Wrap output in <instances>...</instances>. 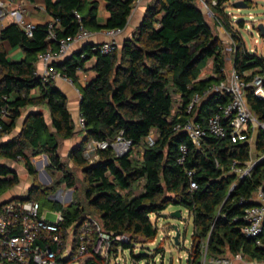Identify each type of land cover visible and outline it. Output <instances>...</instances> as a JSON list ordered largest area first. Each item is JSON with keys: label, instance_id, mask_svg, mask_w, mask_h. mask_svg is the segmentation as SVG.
I'll use <instances>...</instances> for the list:
<instances>
[{"label": "trees", "instance_id": "1", "mask_svg": "<svg viewBox=\"0 0 264 264\" xmlns=\"http://www.w3.org/2000/svg\"><path fill=\"white\" fill-rule=\"evenodd\" d=\"M104 1L110 16L101 24L97 0H46L48 13L60 21L55 28L57 39H49V22L38 23L32 36L16 22L0 28V111L3 107L10 111L9 120L2 121L0 137L14 131L27 106H48L52 120L50 125L43 111L33 110L25 117L21 131L0 143V156L23 158L34 177L26 198L49 196L56 189L55 185L42 187L37 182L38 172L31 157L43 153L49 156L47 167L61 172L58 182L76 186L59 152L61 139L76 133L68 98L54 80H43L36 61L41 52L57 48L59 39L75 34L82 24L91 30L125 28L137 0ZM229 1L217 0L212 6L217 23L234 40V66L246 79L256 73L264 75V56L251 53L227 20L225 8ZM240 22L243 25L244 21ZM5 41L21 47L24 57L10 59ZM94 45L86 43L58 65L75 82L77 71L96 56L93 68L97 75L81 87L85 136L69 152L83 168L86 203L78 199L68 206L55 202L65 216L62 225L83 218L90 208L106 231L124 235L112 243L110 254L119 246L130 248L140 262L149 259L145 244L159 233L152 215H161L170 205H177L193 215L195 241L188 264H204V247L208 257L242 254L264 261V245L243 231L246 209L257 202V190L264 188V129L250 135L255 137L261 160L243 176L235 168H245L251 161V139L233 142L229 137L207 135L197 145L185 131L176 129L179 122L190 118L205 124L208 116L231 99L227 91L206 94L226 78L227 54L198 0H152L141 25L119 48L103 53ZM208 59L213 61V73L201 78ZM35 89H39L38 95H33ZM197 93L203 99L188 112V104ZM246 95L251 109L264 120V98L251 86ZM153 130L156 135L150 144L147 138ZM120 133L132 140L126 154L118 155L110 144L98 149L97 159L84 156L90 140L111 143ZM182 143L188 145L184 163L178 161ZM134 148H139L141 155H135ZM19 181L17 170L0 161V195ZM192 181L196 188H191ZM137 244L145 246L136 254ZM90 253L84 264L105 263L106 255Z\"/></svg>", "mask_w": 264, "mask_h": 264}, {"label": "built area", "instance_id": "2", "mask_svg": "<svg viewBox=\"0 0 264 264\" xmlns=\"http://www.w3.org/2000/svg\"><path fill=\"white\" fill-rule=\"evenodd\" d=\"M217 1H214L216 4ZM6 4L0 0V6ZM10 14L29 36L33 35L37 26L35 22H27L21 4L10 5ZM80 18V14H78ZM49 22V39H57L55 28L60 26L58 19L52 18ZM122 29H108L107 33L113 38L109 41L94 45V49L103 53L113 52L119 47L114 36ZM93 34V31L81 25L78 31L67 37L59 39L57 48H49L39 54V59L44 64V71L41 74L44 81L64 78L74 82L73 78L62 73L53 63L55 57H61L68 53L74 42L86 41ZM233 46L229 48L234 50ZM228 73V72H227ZM227 75V74H226ZM253 87L255 94L264 98V75L256 73L252 79H246L241 75L234 62L231 71L221 82L213 85L206 94L212 91H227L231 94L228 103L219 111L208 116L206 123L202 124L194 118L179 122L177 130L185 131L190 139L199 145L205 136L213 135L220 138L229 137L233 142L251 139L250 135L257 129H264V120L259 119L251 109L247 100L246 89ZM8 99L7 95H4ZM203 96L200 93L194 95L188 104V112H192L195 106L200 103ZM0 129L2 121L9 120L10 111L3 107L1 111ZM85 118L79 117V125L85 128ZM154 136L151 134L147 140L154 143ZM98 148H106L110 144L118 155L126 154L132 147V140L120 133L111 143L107 140L98 141L92 139ZM178 161L184 163L188 155V145H180ZM259 159H251L245 168H235L241 176L247 174ZM189 175L192 171L188 172ZM195 181L191 182V188H196ZM255 199L258 204H253L246 209L244 219L246 224L243 227L244 233L249 237L257 238V243L264 245V188L257 190ZM56 219H49L42 210L41 202L34 198H16L0 205V264H69L71 261L91 255L90 250L95 254L106 255L104 264L109 263V254L112 243L115 240L124 238V235L115 232H108L104 229L101 220L86 213L83 218L74 221L68 226H63L65 216L61 210H57ZM260 264L261 261L253 260ZM85 262V261H84ZM215 264H234L232 258L219 256L213 261ZM100 264V263H98ZM206 264V263H204ZM264 264V263H262Z\"/></svg>", "mask_w": 264, "mask_h": 264}, {"label": "rangeland", "instance_id": "3", "mask_svg": "<svg viewBox=\"0 0 264 264\" xmlns=\"http://www.w3.org/2000/svg\"><path fill=\"white\" fill-rule=\"evenodd\" d=\"M214 1L217 0H198L199 4L203 8L204 12L210 23L213 25L215 32L220 35V28L222 31V25L217 23L216 14L213 11ZM237 0H230L226 5L227 20L229 21L231 28L234 29L241 35L243 38L247 49L254 54L264 56V33L259 29V24L264 23V0H245L248 3L246 7H237L234 5V2ZM243 20V25L241 24ZM226 48V66L225 69L229 74L232 68V59L234 55V50L230 49V46H233V43H225ZM6 48V47H5ZM119 48V47H118ZM211 59H208L206 62V67L210 65ZM156 131L153 130L152 135L155 136ZM252 141V158H258V153L255 148V137H251ZM135 155H141L139 148H134ZM67 169H69L75 177L76 186L68 187L65 182H58L61 179V172L57 169L56 171H51L47 165L44 164L40 166V163L37 162V182L42 186H51L55 185L56 189L49 196L41 194L37 197L42 204V210L45 215L52 220L56 219V211L59 210V207L55 205V202L60 203L64 206H68L74 199L81 200L86 203L85 199V187L86 179L82 166L76 164L72 159H62ZM44 163V160L43 162ZM250 163V162H249ZM248 163V164H249ZM21 185L24 184L26 180L25 175H21ZM20 185V186H21ZM19 188V187H18ZM17 188V190H18ZM10 190L4 192L1 195V198L9 195ZM26 192V190L24 191ZM71 194V199L69 200V195ZM57 194L61 197L62 200H55L53 195ZM88 209V213L95 214ZM178 209L182 210L181 217H174L171 215L173 211ZM152 219L157 223L159 227V233L157 237L148 243H146L147 251L150 253L149 259H144L138 262L132 255L130 248H123L119 246L118 250L111 251L109 254V263L108 264H146L147 261L149 264H188V258L191 256L194 245V223L192 213L184 208L177 205H170L166 210L162 212L161 215L153 214ZM177 224L180 229L179 243L176 242V230L174 225ZM143 244H137L135 253H139L142 249ZM157 249H160L157 251ZM232 258L234 264H256L253 260L249 259L242 254L233 256V255H224ZM217 258V257H216ZM215 258L208 257L207 247H204V263L212 262ZM85 259L81 258L79 260L71 261L69 264H84ZM264 263L261 261L260 264Z\"/></svg>", "mask_w": 264, "mask_h": 264}, {"label": "crops", "instance_id": "4", "mask_svg": "<svg viewBox=\"0 0 264 264\" xmlns=\"http://www.w3.org/2000/svg\"><path fill=\"white\" fill-rule=\"evenodd\" d=\"M6 4L4 6H0V28H4L8 26L9 24L15 22L14 17L10 14V5H17L21 4L24 10V16L27 22H35V23H47L50 21L53 17L48 13L47 6H46V0H5ZM94 1V0H90ZM99 2V23L104 24L108 20L110 13L106 9V2L104 0H97ZM152 0H137L135 7L129 17L128 24L125 28L121 30V32L117 33L114 38L119 43V46H121L124 42V40L128 37H132L135 33L136 29L141 25L145 11L147 9L148 4ZM220 28V37L223 41V43H234V40L231 36V34L222 26L224 31H222ZM106 28L103 29H95L92 30L93 34L92 36L86 40V41H78L74 42L71 46V49L66 53L65 55L61 57H55L53 59V63L58 68V65L62 62H64L68 57L73 55L76 51L81 50L83 46L86 43H92V44H99L103 43L105 41H109L113 38V36L109 35L107 33ZM4 45L6 47L8 57L10 59L20 60L24 57V52L21 47L19 46H13L9 42L5 41ZM96 63V56H93L90 58L86 63L84 68H80L77 71L78 78L75 82L67 81L64 78H57L54 80L55 84L59 86L62 91L66 94L68 98V105L72 112L73 118L76 123V133L66 139H61V145L59 148V152L62 156V159H71L69 156L70 150L79 142H81L85 136L84 128H82L79 125V117L82 115L80 106H81V100H82V92L81 87L87 84L89 81H91L96 75L97 71L93 68V66ZM232 65H233V59H232ZM36 67L38 74H42L44 71V64L39 59V55L36 61ZM225 72L227 73L226 69ZM213 73V61H211L210 65L208 67H204L202 69L201 78L208 77ZM33 95L39 94V89H35L32 91ZM33 110H41L44 112L47 122L51 125V116L48 106L41 105V106H27L22 111V116L19 118L17 122V126L14 129L12 133L4 134L2 137H0V143L3 141L8 140L13 135L17 134L21 131L25 117L27 114ZM2 111V110H1ZM0 111V115H1ZM1 120V116H0ZM98 145L90 140L84 149V156L90 160L97 159L99 157L98 154ZM31 149H28L27 151L30 152ZM12 158H7L0 156V161L8 164L12 168H15L19 174L20 181L19 183L10 188L9 195L4 196L1 198L0 195V205L4 202L10 200V199H16V198H23L28 196L29 191L31 187L34 184V177L29 173V171L26 168L25 162L23 158L19 157L17 160H11ZM31 159L33 160L35 166L37 165V162L40 163V166L49 164L46 161V159H49V156L45 153L39 154L36 156H32ZM253 159V158H252ZM44 160V163H42ZM38 166V165H37ZM26 176V180L23 185H21V175ZM21 185V186H20ZM19 187V188H18ZM18 188V190H17ZM26 190V192H24Z\"/></svg>", "mask_w": 264, "mask_h": 264}, {"label": "water", "instance_id": "5", "mask_svg": "<svg viewBox=\"0 0 264 264\" xmlns=\"http://www.w3.org/2000/svg\"><path fill=\"white\" fill-rule=\"evenodd\" d=\"M234 5L237 6V7H246L248 6V3L245 1V0H237L234 2ZM259 29L261 30L262 33H264V23H260L259 24ZM49 159H46V161L48 162ZM261 160V159H259ZM71 194L69 195V200L71 199ZM54 199L59 201V200H62L61 197H59L57 194L53 195ZM25 198V197H23ZM12 200V199H10ZM8 200V201H10ZM7 202V201H6ZM5 203V202H4ZM255 204H258V202H256ZM172 216L174 217H181L182 216V210L181 209H178L176 211H173L171 213ZM175 227V230H176V242L179 243V236H180V229H179V226L177 224L174 225ZM117 234H121V232H117Z\"/></svg>", "mask_w": 264, "mask_h": 264}]
</instances>
